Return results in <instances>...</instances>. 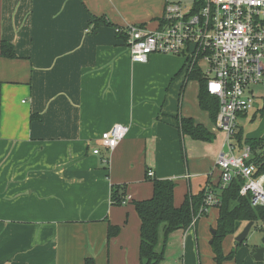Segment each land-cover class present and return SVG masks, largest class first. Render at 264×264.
Masks as SVG:
<instances>
[{
	"label": "crops",
	"instance_id": "obj_1",
	"mask_svg": "<svg viewBox=\"0 0 264 264\" xmlns=\"http://www.w3.org/2000/svg\"><path fill=\"white\" fill-rule=\"evenodd\" d=\"M166 2L0 0V48L7 41L18 57H0V264H140V217L132 203L112 205V186L126 185L130 200L142 201L152 197L153 179L172 180L179 207L187 193L218 183L226 137L200 107L186 59H131L126 26L155 29ZM183 118L214 141L184 135ZM117 124L129 132L108 152L100 138ZM200 220L170 236L161 264H216ZM109 225L120 228L111 239ZM257 233L223 264H264L254 259L263 246ZM236 236L223 246L226 256Z\"/></svg>",
	"mask_w": 264,
	"mask_h": 264
},
{
	"label": "built area",
	"instance_id": "obj_2",
	"mask_svg": "<svg viewBox=\"0 0 264 264\" xmlns=\"http://www.w3.org/2000/svg\"><path fill=\"white\" fill-rule=\"evenodd\" d=\"M126 33L134 63L145 64L153 54L174 55L186 59L188 72L195 68L203 72L207 92L219 101L215 125L224 133L229 150L222 151L217 160L223 186L241 176L245 180L241 195L251 194L252 206L264 207V175L254 178L256 168L247 164L249 147L235 155L233 146L239 117L255 110L256 89L264 87V0H167L155 29L130 24ZM128 132L129 127L114 125L102 134L101 146L108 152L114 150ZM94 154L101 150L96 148ZM153 176L149 171L148 177ZM218 203L210 191L207 206L192 226Z\"/></svg>",
	"mask_w": 264,
	"mask_h": 264
},
{
	"label": "trees",
	"instance_id": "obj_3",
	"mask_svg": "<svg viewBox=\"0 0 264 264\" xmlns=\"http://www.w3.org/2000/svg\"><path fill=\"white\" fill-rule=\"evenodd\" d=\"M121 37L123 36L121 35ZM0 49V57L18 58L14 46L7 41H2ZM184 69L188 80L200 83V107L209 113L212 122L215 123L220 105L217 98L207 92V78L198 68L188 72L185 64ZM179 128L184 135H188L194 140L209 143L214 141V135L206 127L196 125L193 119H181ZM233 146L235 149L241 150L249 147L251 156L247 164L255 166L254 178L258 179L264 175V138H245L243 129L239 128L233 138ZM152 182V197L142 201L130 200L126 202L128 195L126 185H113L111 188L112 205L123 206L132 203L140 217V264H161L165 260L170 236L178 231H188L193 227L192 224L201 209L207 206L206 200L210 191L219 200L215 206L219 210V216L216 228L213 230L215 235L212 234L211 239V248L216 264H223L224 261L233 259L238 248L246 244L245 242L235 243L234 250L227 256L224 254V240L228 236L238 235L244 225L253 222V228L264 232V207H253L251 194L241 195V188L245 184V180L241 176L234 177L230 183L223 186L220 175L218 183L209 182L199 194L187 193L179 207L175 205L176 182L158 179H153ZM207 215V213H203L195 225L198 224L200 218ZM119 232L118 226L109 225L108 239L118 235ZM85 264H96V262L93 258H86Z\"/></svg>",
	"mask_w": 264,
	"mask_h": 264
},
{
	"label": "rangeland",
	"instance_id": "obj_4",
	"mask_svg": "<svg viewBox=\"0 0 264 264\" xmlns=\"http://www.w3.org/2000/svg\"><path fill=\"white\" fill-rule=\"evenodd\" d=\"M203 66V64H202ZM256 94L258 96L255 109L259 110L256 113L255 119H253V115L255 111H250L247 118H239L237 123L239 124V128L243 129L244 137H253V138H264V87L256 89ZM242 152L241 149L236 148L234 151L235 155H239ZM214 177H220L219 170L213 173ZM217 219V210L215 207H210L208 210V215L206 217H202L199 222V234L211 236V231L215 229ZM201 229V231H200ZM256 238H258V233L255 228L250 232L248 239L245 243H252ZM211 241L208 240L207 244ZM233 243L232 237L228 236L224 242L223 246H227L228 244ZM175 260V259H174ZM174 260H170L167 262L173 263ZM173 264H176L175 262Z\"/></svg>",
	"mask_w": 264,
	"mask_h": 264
},
{
	"label": "water",
	"instance_id": "obj_5",
	"mask_svg": "<svg viewBox=\"0 0 264 264\" xmlns=\"http://www.w3.org/2000/svg\"><path fill=\"white\" fill-rule=\"evenodd\" d=\"M228 147L226 146L224 148V153H228ZM254 227V223L251 222V223H248L244 229L236 236V243H244L246 242V240L248 239V236L250 234V232L252 231ZM212 234L215 235V231H212ZM212 243V241H211ZM262 247H258L256 248L255 250V255H254V259L257 261V262H263L264 261V237L262 239Z\"/></svg>",
	"mask_w": 264,
	"mask_h": 264
}]
</instances>
